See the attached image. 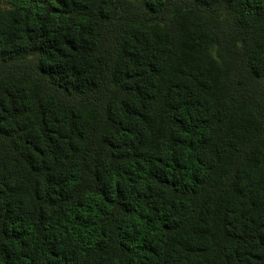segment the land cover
<instances>
[{
  "label": "trees",
  "instance_id": "16d2710c",
  "mask_svg": "<svg viewBox=\"0 0 264 264\" xmlns=\"http://www.w3.org/2000/svg\"><path fill=\"white\" fill-rule=\"evenodd\" d=\"M0 264H264V0H0Z\"/></svg>",
  "mask_w": 264,
  "mask_h": 264
}]
</instances>
